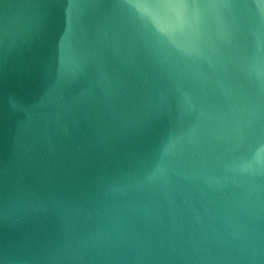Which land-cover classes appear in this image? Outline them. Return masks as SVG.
Listing matches in <instances>:
<instances>
[{
    "label": "water",
    "instance_id": "water-1",
    "mask_svg": "<svg viewBox=\"0 0 264 264\" xmlns=\"http://www.w3.org/2000/svg\"><path fill=\"white\" fill-rule=\"evenodd\" d=\"M0 264H264V0H0Z\"/></svg>",
    "mask_w": 264,
    "mask_h": 264
}]
</instances>
